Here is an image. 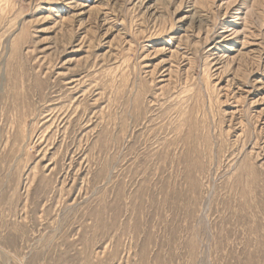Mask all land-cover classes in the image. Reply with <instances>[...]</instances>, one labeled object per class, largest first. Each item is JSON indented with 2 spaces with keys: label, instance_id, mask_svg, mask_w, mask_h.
Here are the masks:
<instances>
[{
  "label": "rangeland",
  "instance_id": "374dc122",
  "mask_svg": "<svg viewBox=\"0 0 264 264\" xmlns=\"http://www.w3.org/2000/svg\"><path fill=\"white\" fill-rule=\"evenodd\" d=\"M0 264H264V0H0Z\"/></svg>",
  "mask_w": 264,
  "mask_h": 264
},
{
  "label": "bare ground",
  "instance_id": "6f19581e",
  "mask_svg": "<svg viewBox=\"0 0 264 264\" xmlns=\"http://www.w3.org/2000/svg\"><path fill=\"white\" fill-rule=\"evenodd\" d=\"M69 3V2H68ZM70 5V3L67 5V6H69ZM81 14V13H80ZM102 17V16H101ZM223 39L222 40H225L226 38L225 37H222ZM175 40V39H174ZM225 47L226 48H229V47H227L226 45H225ZM211 48H213V46L211 47ZM261 54V53H260ZM263 61V60H262Z\"/></svg>",
  "mask_w": 264,
  "mask_h": 264
}]
</instances>
